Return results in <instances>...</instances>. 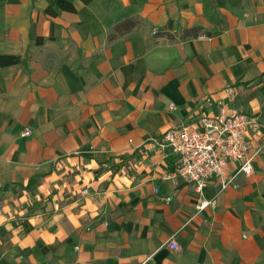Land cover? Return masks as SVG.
Returning <instances> with one entry per match:
<instances>
[{
	"label": "crops",
	"instance_id": "obj_1",
	"mask_svg": "<svg viewBox=\"0 0 264 264\" xmlns=\"http://www.w3.org/2000/svg\"><path fill=\"white\" fill-rule=\"evenodd\" d=\"M222 103L264 120V0H0V264H264V129L201 193L149 148Z\"/></svg>",
	"mask_w": 264,
	"mask_h": 264
},
{
	"label": "built area",
	"instance_id": "obj_2",
	"mask_svg": "<svg viewBox=\"0 0 264 264\" xmlns=\"http://www.w3.org/2000/svg\"><path fill=\"white\" fill-rule=\"evenodd\" d=\"M226 91L234 92L231 88ZM262 129L264 120L258 115L219 107L213 115L200 116L191 123L166 129L149 141V148L172 153L176 164L170 176L192 183L198 193L211 178L225 189L236 185L240 175L252 173V160L260 149H252L249 139ZM28 133L25 130L22 134ZM210 203L201 199L196 207L202 209ZM168 246L178 249L173 238L168 241Z\"/></svg>",
	"mask_w": 264,
	"mask_h": 264
},
{
	"label": "rangeland",
	"instance_id": "obj_3",
	"mask_svg": "<svg viewBox=\"0 0 264 264\" xmlns=\"http://www.w3.org/2000/svg\"><path fill=\"white\" fill-rule=\"evenodd\" d=\"M227 88L234 89L232 86L226 87L225 89H227ZM233 93H234V92H233ZM233 93H231V94H230V96H232V95H233ZM221 107H224V108H225V104H224V103H222ZM170 108H173V104H171V105H170ZM232 110H233V109H232Z\"/></svg>",
	"mask_w": 264,
	"mask_h": 264
},
{
	"label": "trees",
	"instance_id": "obj_4",
	"mask_svg": "<svg viewBox=\"0 0 264 264\" xmlns=\"http://www.w3.org/2000/svg\"><path fill=\"white\" fill-rule=\"evenodd\" d=\"M32 183H33V179H30L28 185H31Z\"/></svg>",
	"mask_w": 264,
	"mask_h": 264
}]
</instances>
